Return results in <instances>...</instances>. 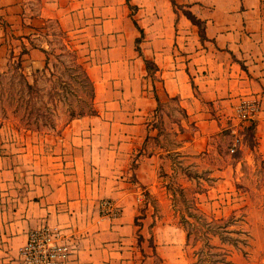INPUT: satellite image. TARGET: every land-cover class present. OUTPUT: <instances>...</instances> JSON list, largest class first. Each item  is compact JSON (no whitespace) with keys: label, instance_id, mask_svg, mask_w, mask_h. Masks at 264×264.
I'll return each mask as SVG.
<instances>
[{"label":"crops","instance_id":"obj_1","mask_svg":"<svg viewBox=\"0 0 264 264\" xmlns=\"http://www.w3.org/2000/svg\"><path fill=\"white\" fill-rule=\"evenodd\" d=\"M183 9L201 20L204 36ZM50 20L91 78L96 112L72 118L62 143L0 135V264H19L28 231L42 224L71 235L64 264H189L184 228L154 213L143 193L165 212L163 152L205 156L239 101L264 97V0H0V69L11 54L25 72L41 69L44 47L31 42ZM171 98L180 117L169 149L155 122ZM189 122L198 127L191 135L179 126ZM256 122L264 143V107ZM233 169L219 170L224 177L206 192ZM106 197L119 204L117 216L100 212Z\"/></svg>","mask_w":264,"mask_h":264},{"label":"rangeland","instance_id":"obj_2","mask_svg":"<svg viewBox=\"0 0 264 264\" xmlns=\"http://www.w3.org/2000/svg\"><path fill=\"white\" fill-rule=\"evenodd\" d=\"M31 43L43 45L49 68L25 72L20 56L12 59L10 55L7 67L0 69V135L11 136L16 143H62V131L74 118L71 114H92L88 110L92 105L95 108L91 81L78 64L81 60L76 50L66 52L64 45H72L54 21H48ZM22 50H26L24 44ZM35 79V87L29 91L24 80L33 83ZM248 99H257L254 118L241 119L237 115L240 100L234 120L212 135L205 156L179 158L177 151L163 152L158 181L165 190L161 194L168 198L165 212H161L155 194L148 190L143 193L145 205L150 202L154 213L171 216L188 234L183 253L189 264H264V143H258L262 135L256 133L264 97L253 95ZM161 110L155 122L157 134L162 137V146L172 149L178 143L177 125L172 121H179L180 108L171 98ZM163 111L169 114L165 122ZM179 126L187 135L198 128L193 122ZM236 137L240 145L231 151ZM228 166L234 168L232 177L228 176L219 190L206 192L218 176L224 177L219 170ZM201 191L206 196L196 193Z\"/></svg>","mask_w":264,"mask_h":264},{"label":"built area","instance_id":"obj_3","mask_svg":"<svg viewBox=\"0 0 264 264\" xmlns=\"http://www.w3.org/2000/svg\"><path fill=\"white\" fill-rule=\"evenodd\" d=\"M258 109L257 99H243L236 107L241 119L254 118ZM240 145L239 138L233 141L230 150L234 151ZM100 212L111 217L120 213V206L113 198H103L100 201ZM71 235L62 227L42 224L31 228L26 241L18 253L19 264H64L71 252Z\"/></svg>","mask_w":264,"mask_h":264},{"label":"trees","instance_id":"obj_4","mask_svg":"<svg viewBox=\"0 0 264 264\" xmlns=\"http://www.w3.org/2000/svg\"><path fill=\"white\" fill-rule=\"evenodd\" d=\"M183 11H184V13L187 14V16H188V17H189L194 23H196V24L198 25V31H199L200 36H201V37L204 36V31H203V26H202V22H201V20H200L199 18H197V17H196V16H195L190 10H188V9H183ZM141 32H142V30H141ZM139 40H140V37L136 39V41H139ZM64 48L67 50L66 52H70V53L75 52V50H74L73 48H70L67 44L64 45ZM145 63H146V66H147L148 69H149V68H150V69L152 68V65L150 64V62H149L148 60H146ZM78 64H79L80 67L82 68L83 73H84V76H88V78H90L89 75H88V73H87V71H86V69H85V67L82 65V62L80 61V62H78ZM48 68H49V61L47 60V61L45 62V64H44L43 68L41 69V71H44V70H46V69H48ZM24 81H25V85H26L27 89H28L29 91H32V90L34 89V87H35L36 79L34 80L33 83H30V82L27 81V80H24ZM90 81H91L90 83H91V86H92V90H93V92H94V89H93V82H92L91 78H90ZM93 92H92V93H93ZM92 98H93V95H92ZM88 111H91L90 113H93V112L95 111V108L93 107V105H92V107H91ZM75 114H77V115H75ZM82 114H83V113H81V112L72 113V114H71V117L80 116V115H82ZM187 235H188V234H187Z\"/></svg>","mask_w":264,"mask_h":264}]
</instances>
